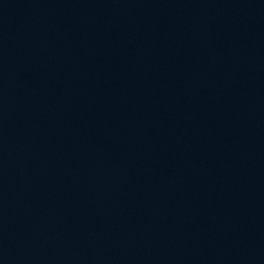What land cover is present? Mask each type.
<instances>
[{
	"label": "water",
	"instance_id": "obj_1",
	"mask_svg": "<svg viewBox=\"0 0 264 264\" xmlns=\"http://www.w3.org/2000/svg\"><path fill=\"white\" fill-rule=\"evenodd\" d=\"M51 264H264V0H35Z\"/></svg>",
	"mask_w": 264,
	"mask_h": 264
}]
</instances>
